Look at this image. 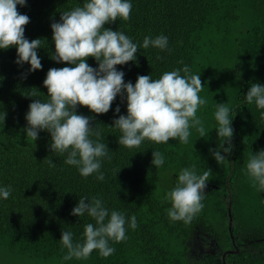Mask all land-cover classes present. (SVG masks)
<instances>
[{"label": "trees", "instance_id": "obj_1", "mask_svg": "<svg viewBox=\"0 0 264 264\" xmlns=\"http://www.w3.org/2000/svg\"><path fill=\"white\" fill-rule=\"evenodd\" d=\"M85 2L26 0L17 5L29 17L25 38L42 39L36 49L41 69L29 72L27 62L17 64L15 46L0 49V112L6 113L4 123L0 120V187L12 189L7 199L0 198V264H264V191L253 185L246 169L250 156L264 150V109L245 99L252 83L264 86V0H129V20L118 17L104 25L139 46L135 61L115 66L126 83L134 84L139 75L159 79L184 66L200 75L204 86L199 96L207 102L197 117L209 132L198 138L190 128L188 143L179 138L159 144L145 140L129 149L118 144L122 133L112 125L119 115H127L123 90L107 113L77 105V114L91 117L93 129L101 131L100 142L109 149L100 158L102 181L99 173L84 177L77 166L66 164L67 153L51 152L47 130H39L34 142L23 131L29 104L49 100L43 85L47 71L74 66L51 59L55 48L50 25L60 21L61 12ZM159 35L168 38L167 49L142 47L146 36ZM86 63L98 67L93 57ZM217 103L235 112L232 150H220L226 157L220 164L211 154L221 142L215 129ZM152 151L163 154L162 166L152 165ZM192 165L197 174L212 171L203 208L190 224L172 221L166 193L175 187L180 170ZM81 197L99 198L109 213L119 211L126 218V239L109 241L115 251L107 258L98 250L86 260L63 258L67 249L61 232H71L73 243L82 242L85 225H95L87 213L71 214ZM133 215L135 229L128 224Z\"/></svg>", "mask_w": 264, "mask_h": 264}, {"label": "clouds", "instance_id": "obj_2", "mask_svg": "<svg viewBox=\"0 0 264 264\" xmlns=\"http://www.w3.org/2000/svg\"><path fill=\"white\" fill-rule=\"evenodd\" d=\"M25 3L26 0H0V49L15 46V62H27L31 72L42 68L36 51L42 47V39L29 41L24 36V26L29 23V17L20 14L17 5L24 6ZM131 10L129 0H86L82 7L61 12L60 21L50 25L55 48L51 59L74 66L50 68L43 80L49 100L41 102L34 99L25 115L28 126L23 131L28 138L34 142L38 139L39 130H47L51 152L67 153L66 164L77 166L84 177L99 173L97 179L101 181L104 174L100 172V158L107 156L109 149L100 142L101 131L93 129L91 117L77 114V105L103 114L110 110L118 94L126 93L127 115H119L112 125L122 133L118 144L129 149L139 148L145 140L159 144L179 138L181 143H188L190 128L196 129L198 138L207 136L209 132L197 117L198 108L207 102L199 96L204 85L200 75L192 74L188 66L164 72L159 79L139 75L134 84L126 83L124 73L116 69V65L135 61L139 46L123 32L113 31L104 25L116 21L118 17L129 20ZM150 46L165 50L168 38L164 35L154 39L146 36L142 47L148 49ZM87 57L95 58L98 67L89 66ZM157 59L163 57L157 55ZM31 96L35 97V94ZM245 99L248 104L254 102L257 108L264 109V86L252 83ZM119 111L117 106L115 112ZM234 114L225 104L217 103L215 129L221 142L211 154L218 164L226 159L220 150L224 153L232 150L231 122ZM5 117L6 113L2 110L0 120L3 123ZM93 136L97 139H91ZM225 143L228 147H224ZM164 159L161 152L152 151V165L160 167ZM48 163L55 167L52 159ZM246 169L253 185L264 191V150L250 156ZM211 172L207 169L197 174L195 165L180 170L175 187L166 193V199L171 202L167 215L172 221L190 224L202 210L201 201ZM11 191L10 186L0 187V198L7 199ZM85 213L95 220V225H85L82 242L73 243L71 232H61V243L67 249L64 260H86L93 250H98L100 256L107 258L115 251L109 246V241L126 239L124 214L115 210L109 213L101 199L94 197L88 201L81 197L71 214L81 217ZM128 224L132 229L138 227L134 215Z\"/></svg>", "mask_w": 264, "mask_h": 264}]
</instances>
